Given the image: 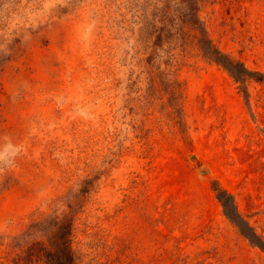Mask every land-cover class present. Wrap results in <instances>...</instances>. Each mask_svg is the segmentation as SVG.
<instances>
[{"label":"rangeland","instance_id":"obj_1","mask_svg":"<svg viewBox=\"0 0 264 264\" xmlns=\"http://www.w3.org/2000/svg\"><path fill=\"white\" fill-rule=\"evenodd\" d=\"M261 73L264 0H0V264H264Z\"/></svg>","mask_w":264,"mask_h":264},{"label":"trees","instance_id":"obj_2","mask_svg":"<svg viewBox=\"0 0 264 264\" xmlns=\"http://www.w3.org/2000/svg\"><path fill=\"white\" fill-rule=\"evenodd\" d=\"M212 56L215 58L217 62L222 64L227 70L232 72L234 77L238 80L245 81L246 74H251V71H248L243 63L236 62L232 63L226 60L223 55H221L218 51H212ZM243 72V73H242ZM248 72V73H247ZM262 77H258L262 79L264 74L261 73ZM219 199L222 202L226 215L232 220V222L239 228L241 233L247 237L254 245L259 246L264 251V240L257 235V233L253 230V228L239 215L235 213L233 216L228 212V201H231V204L234 205L233 196L229 194L226 190H221L219 194Z\"/></svg>","mask_w":264,"mask_h":264},{"label":"clouds","instance_id":"obj_3","mask_svg":"<svg viewBox=\"0 0 264 264\" xmlns=\"http://www.w3.org/2000/svg\"><path fill=\"white\" fill-rule=\"evenodd\" d=\"M0 157H2V154H0Z\"/></svg>","mask_w":264,"mask_h":264}]
</instances>
